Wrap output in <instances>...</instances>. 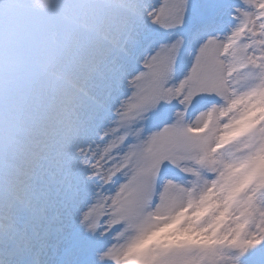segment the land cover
Returning a JSON list of instances; mask_svg holds the SVG:
<instances>
[{"label":"snow or ice","instance_id":"snow-or-ice-1","mask_svg":"<svg viewBox=\"0 0 264 264\" xmlns=\"http://www.w3.org/2000/svg\"><path fill=\"white\" fill-rule=\"evenodd\" d=\"M0 264H264V0H0Z\"/></svg>","mask_w":264,"mask_h":264}]
</instances>
